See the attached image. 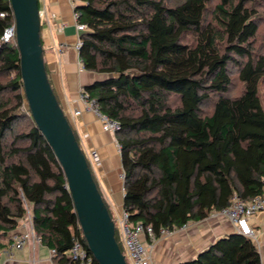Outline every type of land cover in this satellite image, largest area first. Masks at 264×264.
I'll list each match as a JSON object with an SVG mask.
<instances>
[{
	"label": "trees",
	"instance_id": "obj_1",
	"mask_svg": "<svg viewBox=\"0 0 264 264\" xmlns=\"http://www.w3.org/2000/svg\"><path fill=\"white\" fill-rule=\"evenodd\" d=\"M79 1L77 22L87 30L78 60L101 77L82 93L119 124L129 223L158 236L207 219L234 196H264L260 0ZM0 13V239L30 215L63 263L73 240L86 243L63 171L24 109L15 41H1L14 23L9 0H0ZM115 240L120 248L116 230ZM180 264L262 262L253 241L234 232Z\"/></svg>",
	"mask_w": 264,
	"mask_h": 264
},
{
	"label": "crops",
	"instance_id": "obj_2",
	"mask_svg": "<svg viewBox=\"0 0 264 264\" xmlns=\"http://www.w3.org/2000/svg\"><path fill=\"white\" fill-rule=\"evenodd\" d=\"M72 0H43L45 16L40 20V36L46 73L53 92L75 131L84 154L89 160L91 151L98 155L100 164H91V170L110 213L123 210V184L119 147L115 136L106 132L97 117L85 109L80 101L83 87L101 77L86 72L78 60L76 43L79 34L73 19ZM81 115L72 118L71 113ZM253 231L250 238L257 247L264 264V214L249 219ZM11 231L0 239V264H59L51 258L50 249L41 242L29 241L21 250L12 248ZM234 228L222 216L189 224L184 231L157 241L152 251L154 264H180L194 259L221 237L234 233ZM144 239V237H142ZM11 241V242H10ZM10 242V244H9Z\"/></svg>",
	"mask_w": 264,
	"mask_h": 264
},
{
	"label": "water",
	"instance_id": "obj_3",
	"mask_svg": "<svg viewBox=\"0 0 264 264\" xmlns=\"http://www.w3.org/2000/svg\"><path fill=\"white\" fill-rule=\"evenodd\" d=\"M9 3L25 100L37 129L63 171L88 251L98 264H127L86 156L50 85L41 44L39 2L9 0Z\"/></svg>",
	"mask_w": 264,
	"mask_h": 264
},
{
	"label": "built area",
	"instance_id": "obj_4",
	"mask_svg": "<svg viewBox=\"0 0 264 264\" xmlns=\"http://www.w3.org/2000/svg\"><path fill=\"white\" fill-rule=\"evenodd\" d=\"M79 0H72L71 7L73 9V19L75 21V28L78 34L87 30V27L77 22L78 14L75 12V6ZM45 16L44 10H39L40 20ZM0 18L5 19L6 14L0 13ZM1 41L3 43H10L15 41V24L6 27L3 31ZM80 46V40L76 43V49ZM80 63V62H79ZM80 101L84 104L87 111L92 112L99 120L102 129L106 132L114 134L119 129V124L116 121L109 119L102 115L93 100H89L86 95L80 92ZM81 115L80 111L74 110L71 113L72 118H77ZM69 120V119H68ZM70 122V121H69ZM119 147V146H118ZM89 164H100L98 155L95 151H91L89 155ZM256 214H264V196L256 197L247 203L233 197L229 205L221 211L211 213V216H222L233 226L236 233L242 234L248 238L253 237V231L248 225L250 218ZM111 219L114 223L115 230L119 232V240L125 250L126 257L130 264H154L152 259V251L157 241L172 237L179 231H184L189 227V224L182 226L174 231L167 229H160L159 235L156 236L152 227H144L138 223L131 225L128 221V215L123 210L120 213H113ZM17 231L12 236V248L21 250L29 241L41 242L40 238L35 234L32 226L31 216L28 215L26 219L21 221L16 228ZM144 237V239H142ZM52 259H55L57 253L55 249H50ZM61 259L66 262L59 264H98L88 248L80 240L75 239L70 248L63 252Z\"/></svg>",
	"mask_w": 264,
	"mask_h": 264
},
{
	"label": "rangeland",
	"instance_id": "obj_5",
	"mask_svg": "<svg viewBox=\"0 0 264 264\" xmlns=\"http://www.w3.org/2000/svg\"><path fill=\"white\" fill-rule=\"evenodd\" d=\"M38 2H39V8L42 9L43 8V0H38ZM256 9H257V11L259 13V15H257L258 26H259V36L256 39V43H257L256 47H259L260 45L264 44V0H260L259 1V3L256 6ZM259 91H260L261 103H262V106L264 108V82H262V84L260 85ZM26 108H27V104L24 106L25 110H26ZM110 214L113 215V212L110 213ZM116 237L119 240V232H118V230H116ZM119 243H120V249L123 252V255L126 257L125 250H124L121 242H119ZM126 262H127V264H130L129 260L127 258H126Z\"/></svg>",
	"mask_w": 264,
	"mask_h": 264
}]
</instances>
